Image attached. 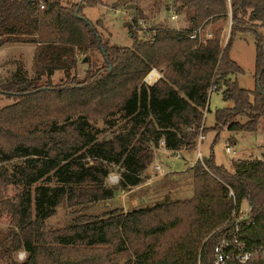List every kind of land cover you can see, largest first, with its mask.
I'll return each mask as SVG.
<instances>
[{"label":"trees","instance_id":"1","mask_svg":"<svg viewBox=\"0 0 264 264\" xmlns=\"http://www.w3.org/2000/svg\"><path fill=\"white\" fill-rule=\"evenodd\" d=\"M140 1L146 0H117L111 6ZM175 2L177 14L188 15V27L153 29L147 41L133 33L128 48L104 40L97 30L100 23L83 16V8L100 4L98 0H82L72 7L46 0L42 11L29 0H0V46L13 42L39 47L33 61L35 78L18 70L9 80H0V95L14 101L0 109V163L23 160L11 175H0L20 187L16 201L0 198V208L12 218L6 240L11 246L1 255L6 264H56L53 257L61 249L113 244L124 256L123 264H213L214 246L232 211L227 187L234 193L237 210L244 201L250 208L249 218L241 223L243 240L249 247L264 245V152L260 158L234 163L230 174L215 164L210 149L209 157L191 168L194 191L189 200L126 213L111 211L103 217L78 215L61 231L43 230L64 201L83 207L113 199L116 189L104 185L109 165L120 167L118 188L124 191L142 183L161 141L172 152H195L196 139L207 132L203 120L210 88L222 91L223 99L233 103L215 111L213 131L225 127L230 133H255L258 122L264 121V35L257 29L264 21V0ZM229 16L225 46L219 29L213 38L199 40L202 29ZM245 33L254 36L253 91L232 81L242 70L230 59L229 50L233 39ZM79 52L100 56L102 65L95 74L83 83L72 78L66 87L38 85L42 76L48 82L55 71H64L68 78ZM153 68L163 76L148 86L143 79ZM80 91L88 99L81 104L77 98L78 108L85 106L87 111L76 107L60 121L38 119L51 104L74 100ZM95 106L104 119L122 114L124 126L110 140L98 141L99 131L90 125ZM238 117L246 122L240 123ZM218 139L217 135L214 144ZM51 181L54 186L47 184ZM39 182L43 183L36 185ZM18 250L26 253L22 262L11 258ZM247 264H264V259Z\"/></svg>","mask_w":264,"mask_h":264},{"label":"rangeland","instance_id":"2","mask_svg":"<svg viewBox=\"0 0 264 264\" xmlns=\"http://www.w3.org/2000/svg\"><path fill=\"white\" fill-rule=\"evenodd\" d=\"M81 1L60 0V3L65 7H72L81 3ZM98 1L100 4L94 7L85 6L82 14L92 24L98 21L100 26L103 27L102 30L97 29L102 38L108 40L110 44L119 47L130 48L133 43V33L138 40L147 41L151 39L153 29L168 28L177 30L183 26H189L188 15L185 12V14H177V3L175 0H146L145 2L140 1L138 3L127 2L126 4H120L117 8H112L111 6L117 0ZM257 24L259 25L257 29L264 35V21ZM230 25V16L227 20L210 23L205 29L201 30L199 40H205L206 33L210 34L209 38H213L214 33L219 29L222 44L225 46L229 40ZM12 43L6 42L5 44L9 45L0 48V80H9L18 70L27 78H35L36 68L33 64L35 52L33 54L30 45L35 46V51L39 47L34 44L24 45L25 43ZM229 57L242 70V74L236 75L238 85L243 89L253 91L255 89V46L253 34L245 33L237 35L232 41ZM76 59V67L68 71V78H66L64 71H55L48 82L46 77L42 76L38 85H47L51 88L66 87L72 85V82L69 81L72 78H75L78 83H83L90 74H95L102 65L101 58L96 52L93 54L76 53ZM152 71L160 75V78L163 76V72L160 70L155 68L151 69L143 79V82L148 86L155 83L150 84L145 82L146 77ZM85 91H80L77 97H72L74 100H70V97H68L62 103L51 104L48 112L40 113L39 118H36L41 119L40 117L46 116L49 119H58L60 117V121L64 117L71 115L73 109L76 107L78 111H87L85 106H79L78 108L77 103L78 99H80L79 103L81 104L87 101L88 96ZM13 102V100H8L0 95V109ZM228 104L229 102L223 101L222 95L219 92L212 90L208 94L207 109L204 113L203 120V126L205 125L204 128L207 132L202 134L205 140L200 145L198 144L199 136L196 139L195 152L200 150L205 159L209 157L210 149H212L215 164L217 166L220 165L219 167L227 173L233 174L234 163H237L239 160L259 158V153L264 152V121L260 120L258 122L255 133H230L226 131L225 127L221 132L213 131L215 111L229 107ZM99 112L101 111L96 106L91 109L90 125L99 131L97 136L98 141H107L120 131L121 127L124 126V120L122 119V114L117 113L104 119ZM74 119L72 118L71 120ZM237 120L242 124L246 122V118L244 117H238ZM31 122L44 123L46 119L43 121H35L33 119ZM62 123L67 122H59V124ZM3 124L5 128L8 127V119L4 120ZM217 135L219 139L214 144V139ZM226 146L235 149L238 153L237 157L239 156V158L236 159L227 156L224 151ZM182 150L190 153L188 150ZM156 154L157 151L153 150L151 162L142 174V183L124 191L118 188L121 173L120 167L109 165V175L105 179L104 185L107 188L116 189L113 199L95 202L83 207L80 205L72 206L64 201L55 209L54 214L44 222L43 230L45 232L61 231L71 225L73 219L78 215L103 217L111 211L126 213L133 210L151 208L156 204L165 202L173 203L191 199L194 191V172L190 169L188 172L175 174V177L170 173L160 175V172L153 169L154 163L156 162ZM183 157L189 160V164L185 163L184 160L176 161L178 162L176 166L179 169L188 168L191 165L190 162L193 161V157H188L186 154ZM22 163V159H13L6 163H0V175H11L13 168ZM155 177L161 178L155 179ZM9 182H4L0 177V198L14 202L18 198L20 187ZM42 183L39 182L36 185ZM47 184L54 186L55 182L51 181ZM241 206L243 209H246L248 203L244 201ZM11 224L12 218L10 214L0 208V264H6V259H2L1 255L4 250H7L11 246L10 242L6 243L12 230ZM23 254L25 255L24 257L22 256ZM25 257L26 253L22 250L11 253V258L18 262L24 261ZM123 257L122 254L116 251L114 244L96 246L94 248L76 246L56 251V257H53L52 262L56 264H114L117 261V264H123Z\"/></svg>","mask_w":264,"mask_h":264},{"label":"built area","instance_id":"3","mask_svg":"<svg viewBox=\"0 0 264 264\" xmlns=\"http://www.w3.org/2000/svg\"><path fill=\"white\" fill-rule=\"evenodd\" d=\"M32 2L37 11H42L46 7V0H29ZM196 34V33H195ZM206 38L210 37V34L206 33ZM194 35L191 36L193 38ZM152 71L147 77L146 83H154L157 80V76L153 81H148V77L153 73ZM215 90L214 88H210L208 94ZM205 140V137L200 133L198 138V144L200 145L202 141ZM161 144L164 145L163 141ZM225 153H232L229 147L225 148ZM197 161H202L203 155L200 150L195 152ZM153 169L157 172H160V168L158 165H154ZM228 189V199L231 200L232 203V211L229 216V219L222 225L224 229L220 232L217 243L214 246V261L213 264H247L259 259H264V245H260L257 247H249L246 242L243 240L241 223L243 221H247L249 218L250 208L247 207L243 209L242 206L237 210L236 209V200L232 189L227 187ZM221 227V228H222ZM25 256L24 254L22 255ZM21 255L20 257L23 258Z\"/></svg>","mask_w":264,"mask_h":264},{"label":"crops","instance_id":"4","mask_svg":"<svg viewBox=\"0 0 264 264\" xmlns=\"http://www.w3.org/2000/svg\"><path fill=\"white\" fill-rule=\"evenodd\" d=\"M117 11V10H116ZM102 28L103 27H97V29H100V30H102ZM186 27H182V28H180V29H185ZM177 30H179V29H177ZM12 44H21V43H12ZM24 44V43H23ZM7 45H9V44H7ZM6 44H4V45H2V46H0V48H2V47H4V46H7ZM24 45H30V44H28V43H25ZM31 47H32V52H33V54H34V52H35V46H33V45H30ZM157 80L160 78V75H157ZM233 80H236V76L235 77H233L232 78V81ZM221 95H222V91H218ZM223 98V97H222ZM223 101H226V100H224L223 99ZM227 102H229V107H227V108H231L232 106H233V103L231 102V101H227ZM207 107V106H206ZM215 123V122H214ZM205 126V125H204ZM228 132V131H227ZM241 134H243V133H241ZM226 147H229L230 149H231V151H232V153H230V154H226L227 156H229V157H232V158H239V156L237 157V152L235 151V149H233V148H231L230 146H226ZM225 147V148H226ZM156 151H157V156H156V158H155V163H154V165H158L159 166V168H160V175H166L167 173H170V174H173L174 176L173 177H175V174H181V173H185V172H188V170L190 171V169L193 167V165L195 164V162L197 161V158H196V155H195V153L194 152H192V153H188V152H185V151H183V150H180V151H176V152H172V151H169V150H167L165 147H164V145H162L161 143H160V145H159V147L157 148V149H155ZM225 151V150H224ZM263 152H260L259 153V158H260V156H261V154H262ZM184 154H186L188 157L190 156V157H193V161H191L190 162V164L191 165H189V167L188 168H186V169H179L177 166H176V164L178 163V162H176V161H182V160H184V162L185 163H187V164H189V160L187 159V158H184L183 157V155ZM241 157V156H240ZM188 161H187V160ZM239 160V159H238ZM247 160H250V159H247ZM239 161H243V160H239ZM239 161H237V162H239ZM217 165V164H216ZM218 166H220V165H218ZM233 169H234V167H233ZM172 176V175H171ZM158 178H161V177H155V179H158ZM151 182H152V180H151ZM166 194V193H165Z\"/></svg>","mask_w":264,"mask_h":264},{"label":"bare ground","instance_id":"5","mask_svg":"<svg viewBox=\"0 0 264 264\" xmlns=\"http://www.w3.org/2000/svg\"><path fill=\"white\" fill-rule=\"evenodd\" d=\"M157 76V74L155 72H153L149 77H148V81H153V79H155V77Z\"/></svg>","mask_w":264,"mask_h":264}]
</instances>
